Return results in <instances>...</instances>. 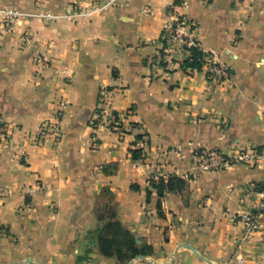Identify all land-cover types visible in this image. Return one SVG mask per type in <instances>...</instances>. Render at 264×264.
<instances>
[{
    "label": "crops",
    "instance_id": "obj_1",
    "mask_svg": "<svg viewBox=\"0 0 264 264\" xmlns=\"http://www.w3.org/2000/svg\"><path fill=\"white\" fill-rule=\"evenodd\" d=\"M0 8L16 15L13 28L0 21V116L16 126L0 143V264H264V215L248 236L240 216L262 197L264 162L206 171L196 160L201 149H264V0H0ZM180 15L197 23L230 79L158 58ZM59 98L68 102L62 136L34 144L28 134L53 119ZM100 110L132 128L94 126ZM144 135L147 152L134 157ZM155 175L185 184L160 196ZM107 203L150 252L121 261L101 251Z\"/></svg>",
    "mask_w": 264,
    "mask_h": 264
},
{
    "label": "built area",
    "instance_id": "obj_2",
    "mask_svg": "<svg viewBox=\"0 0 264 264\" xmlns=\"http://www.w3.org/2000/svg\"><path fill=\"white\" fill-rule=\"evenodd\" d=\"M179 17V16H178ZM0 21L7 27L13 28L16 15L6 8H0ZM197 24L191 19L179 20L176 18L173 20L167 30L169 34L166 37L167 45L164 48V54L159 52L158 58L164 60L170 69L181 68L192 74L194 72H203L207 78L217 83L224 82L231 77V71L229 67L213 52L207 50L200 40L196 37ZM195 26V27H194ZM32 31L26 30L22 39L25 42H29L32 39ZM198 46L205 52V62L200 69L185 67L184 61L191 56L190 47ZM163 47V41H162ZM39 61L46 62V56L42 55L38 57ZM105 89H102L101 100L104 99ZM68 105L67 99L59 98L56 102L53 119H47L41 123L39 128L35 132H30L28 137L34 144H42L49 134H53L56 138L62 136V119ZM93 125L103 124L109 129L118 132L123 135L127 133L132 126L126 125L124 119L119 113H111L107 115L104 110L97 112L96 118L93 120ZM16 126L4 121L0 116V143H8L14 136ZM93 144L98 143L96 136L92 137ZM149 146V140L147 136H141L135 140L134 148L141 151V157L145 155ZM197 166L202 170L214 171L225 168L231 164L248 160L258 162L262 160L264 162V149H256L252 153L239 152L236 155H230L222 152L218 149H201L196 154ZM154 179H159L158 175L154 176ZM264 215V186L262 187V197L256 204L255 211L242 212L240 214L241 220L245 224L246 236L253 233L259 226V218Z\"/></svg>",
    "mask_w": 264,
    "mask_h": 264
},
{
    "label": "trees",
    "instance_id": "obj_3",
    "mask_svg": "<svg viewBox=\"0 0 264 264\" xmlns=\"http://www.w3.org/2000/svg\"><path fill=\"white\" fill-rule=\"evenodd\" d=\"M185 18L183 15L178 17L179 20H184ZM186 19L191 21L190 18ZM168 34L169 30L167 29L162 33L163 47L160 50L162 54H164V48L167 45L166 37ZM189 49L191 56L185 59L184 66L200 69L205 62V52L198 46H192ZM133 156L140 157L141 151L133 148ZM150 181L157 188L160 196H163L166 190L173 189L174 187H183L185 184V181L179 177H170L166 180L164 176H160L158 180L152 178ZM149 195L150 190H148ZM108 207L110 209L108 212L103 211V213L100 212L99 214L101 219H106V222L98 231V241L101 251L108 256H117L121 261L130 260L137 255L150 252V246L144 247L143 244H139L136 236L116 218L115 208Z\"/></svg>",
    "mask_w": 264,
    "mask_h": 264
},
{
    "label": "rangeland",
    "instance_id": "obj_4",
    "mask_svg": "<svg viewBox=\"0 0 264 264\" xmlns=\"http://www.w3.org/2000/svg\"><path fill=\"white\" fill-rule=\"evenodd\" d=\"M39 7L42 10L45 19L49 21L51 19V16L49 15V10L47 8V5L44 3V1H39ZM197 27H198V25H197ZM92 144H93V142H92ZM108 206H111L112 209H114V205L112 203H107V205L105 204V206L102 208L101 213H103V211L108 212L110 210ZM143 246L148 247L147 244H143Z\"/></svg>",
    "mask_w": 264,
    "mask_h": 264
},
{
    "label": "water",
    "instance_id": "obj_5",
    "mask_svg": "<svg viewBox=\"0 0 264 264\" xmlns=\"http://www.w3.org/2000/svg\"><path fill=\"white\" fill-rule=\"evenodd\" d=\"M185 245H187L188 247H190L191 249H193L197 254H199V252L193 246H190L189 244H185ZM140 256H142V255H140ZM154 263L155 264H162V263H158V262H154Z\"/></svg>",
    "mask_w": 264,
    "mask_h": 264
}]
</instances>
